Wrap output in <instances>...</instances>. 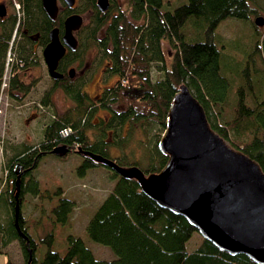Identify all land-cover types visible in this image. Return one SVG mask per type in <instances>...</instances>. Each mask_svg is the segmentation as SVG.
<instances>
[{
	"label": "trees",
	"instance_id": "trees-1",
	"mask_svg": "<svg viewBox=\"0 0 264 264\" xmlns=\"http://www.w3.org/2000/svg\"><path fill=\"white\" fill-rule=\"evenodd\" d=\"M17 1L22 16L18 18L11 13L0 18V77L16 29L17 39L12 41L16 59L7 88L16 99L15 91L24 94L28 91L19 78L21 70L29 62L38 63L35 44L44 47L54 26L61 32L64 18L59 12L56 20L51 21L41 0ZM109 1L108 10L101 12L96 0H86L84 8L93 13L94 27L85 47L94 46L102 52L108 75L116 76L117 80L93 100L80 89L81 84H73L69 75L52 79L54 88L64 92L75 105L63 115L54 116L45 126L38 149L26 146L3 165L7 174L5 188L0 191V252L5 253L4 247L17 241L23 264L38 263L39 245L46 248L40 264H255L246 255H231L205 239L189 252L186 243L197 231L186 219L159 207L141 191L136 180L121 177L81 153L98 154L125 167L136 166L145 174L158 172L167 162V156L158 149L159 140L152 145L145 167L141 165L143 158L131 162L111 156L110 148L127 145L128 140L123 137L114 139L123 125L129 126L130 133L140 122L145 125L155 122L164 130L172 98L185 84L202 105L214 132L257 162L264 172V67H257L262 46L260 27L251 20V15L258 17L251 8L253 0H122L126 8ZM8 4L14 7L13 0ZM62 4L63 15H67L69 11ZM228 18L243 20L252 29L246 37L253 46L244 50L246 58H239V68L232 72L221 65L217 42V28ZM163 40L174 51L169 67L164 66ZM82 47L80 43L77 50L68 51L58 66L81 59ZM154 62L159 63L164 76L151 81ZM99 109L107 110L110 115L94 122ZM108 132L113 134L110 140ZM58 146H65L67 153H54ZM68 153L82 158L75 169L79 177L100 166L113 172V188L94 210L85 228L89 240L111 248L115 255L112 260L95 258L83 239L70 233L65 236L66 250L61 255L52 248L57 237L53 229L35 239L32 232L40 221L32 224V232L25 224L21 206L26 193L48 199L57 197L49 213L52 223L60 226L70 223L75 201L60 188L53 193L41 191L32 175L46 156L65 159ZM17 178L18 199L15 198Z\"/></svg>",
	"mask_w": 264,
	"mask_h": 264
},
{
	"label": "rangeland",
	"instance_id": "rangeland-1",
	"mask_svg": "<svg viewBox=\"0 0 264 264\" xmlns=\"http://www.w3.org/2000/svg\"><path fill=\"white\" fill-rule=\"evenodd\" d=\"M112 1L121 5L122 8H126L122 0ZM174 1L181 2L183 0ZM8 2L9 0H3L7 8L6 16L8 17L11 13H15L18 18L21 17L22 12L18 13L16 8L10 6ZM85 3L86 0H76L74 6V12H78L83 17V25L79 29L80 31L75 33L79 44L82 43L83 47L80 49L81 59H75L70 66L75 68L71 80L73 84H81L80 89L84 90L91 99L95 100L100 97L105 88L112 86L117 78L116 76L108 75L106 71L107 64H105L106 60H104L102 52L97 47H85L86 39L92 34L94 27L92 23L93 13L84 8ZM59 5L61 8L60 16L63 18L65 15H63L64 11H62L63 4L61 1H59ZM251 6L257 13L255 16L258 15L264 19V0H253ZM254 19L255 17L251 15V20ZM249 32H252L250 24L243 20L236 21L232 18L224 20L217 28V42L219 51L221 52L220 63L227 66L228 71L232 72L236 67L238 69L239 65L237 61H240L239 58H246L244 50L248 51L253 46V44L248 42L246 37ZM259 32L262 46L260 55L262 58L260 59L257 56V67L262 68L264 67V24L260 26ZM14 38L17 39L15 28L5 55L3 71L0 77V155L2 156L0 191L5 188L7 171L3 170V165L6 160L12 158L16 152L26 146L31 147V149H38L43 142L45 126L54 119V116L63 115L75 105L73 100L64 92L54 88L53 80L49 76L46 64L43 61V47H40L38 44L34 46L38 63L31 65L29 62L19 75V78L28 86L27 93L15 91L14 94L18 96L17 99L8 93L7 88L11 77L10 71L16 59V48L14 47L15 44L13 45L12 43ZM161 47L164 54V66L169 67L174 51L166 40L161 42ZM244 47L247 48L245 49ZM158 65V62L152 63L150 72L151 81L161 79L164 76ZM114 107L119 108V106ZM109 115L110 113L107 110L99 109L93 121L97 122L99 117L107 119ZM147 124L145 125L140 122L131 133L129 132L128 125H123L119 128L114 139L118 140L120 137H123L124 140H128L126 142L127 145L124 147H111V156L126 158V160L131 162L143 158L141 165L145 167L147 156L151 153L150 150H152V145L160 139L164 132L155 122ZM90 136L94 137L92 133H90ZM108 136L109 140L112 139V132H108ZM81 160L82 158L75 153H70L65 159L48 155L32 173L33 177L38 180L41 191L48 190L50 193H53L54 190L60 188L66 197L75 201L70 225L60 226L53 225L52 223V217L49 213L57 202V197L48 199L26 193L21 206L22 215L26 221L25 224L29 226V230H31L32 224L35 221H40L37 229L33 232L31 230L36 237L35 239L42 237L50 229L55 231L57 237L52 248L61 255L66 250L65 236L70 233L81 237L91 249L95 258L112 260L115 258V255L111 248L89 240L86 236L85 228L94 210L112 190L115 183L113 172L100 166L89 169L83 177H79L75 169ZM40 214L41 216L39 217ZM202 239V236L198 232H195L186 243L187 250L189 252L194 251ZM3 250L5 253L0 252V264L24 263L17 241L11 242ZM45 250V246L39 245L36 252L37 264H40Z\"/></svg>",
	"mask_w": 264,
	"mask_h": 264
},
{
	"label": "water",
	"instance_id": "water-1",
	"mask_svg": "<svg viewBox=\"0 0 264 264\" xmlns=\"http://www.w3.org/2000/svg\"><path fill=\"white\" fill-rule=\"evenodd\" d=\"M75 1L63 0L71 9ZM41 4L47 17L55 21L58 0H41ZM96 5L104 12L110 1L96 0ZM5 15V4L0 3V17ZM254 23L262 26L263 17H256ZM82 25V15L74 12L63 20L62 36L59 27L50 30L42 57L52 79L63 77L57 71L58 63L66 48H77L75 32ZM74 72V68L69 69V77ZM166 118L158 149L167 156V162L158 172L145 174L136 166L125 167L98 154L81 153L121 177L136 180L148 198L182 216L218 249L231 255L244 254L255 264H264V172L259 164L214 132L202 105L185 84L172 98ZM53 152L64 154L67 148L58 146ZM18 190L19 178L16 199Z\"/></svg>",
	"mask_w": 264,
	"mask_h": 264
},
{
	"label": "flooded vegetation",
	"instance_id": "flooded-vegetation-1",
	"mask_svg": "<svg viewBox=\"0 0 264 264\" xmlns=\"http://www.w3.org/2000/svg\"><path fill=\"white\" fill-rule=\"evenodd\" d=\"M59 1H61L62 3H64L63 2V0H58V4H59ZM0 3H3V0H0ZM75 3H76V1H75ZM64 5H65V3H64ZM66 6V5H65ZM66 8L68 9V14L66 15L65 14V16H64V18L65 17H67L68 15H70L71 13H74V8H68L67 6H66ZM60 5H59V12H60ZM63 9V8H62ZM7 15V14H6ZM6 16H4V17H0V18H2V19H4ZM64 18H63V20H64ZM63 26V25H62ZM78 32V31H77ZM62 34H63V27H62V31L60 32V36H62ZM77 38V37H76ZM78 40V39H77ZM78 44H79V42H78ZM77 48H78V46H77ZM77 48L76 49H74V50H70L69 48H66V53L68 52V51H75V50H77ZM65 53V54H66ZM76 59H78V58H76ZM72 65V63L71 64H65V63H61V65L60 66H58L57 67V71L59 72V73H61V74H63V77L62 78H64L65 76H67L68 77V72H69V69H71L72 67H70ZM75 69V68H74Z\"/></svg>",
	"mask_w": 264,
	"mask_h": 264
},
{
	"label": "built area",
	"instance_id": "built-area-1",
	"mask_svg": "<svg viewBox=\"0 0 264 264\" xmlns=\"http://www.w3.org/2000/svg\"><path fill=\"white\" fill-rule=\"evenodd\" d=\"M15 5H16V8L18 10L19 9V4L18 3H15Z\"/></svg>",
	"mask_w": 264,
	"mask_h": 264
},
{
	"label": "crops",
	"instance_id": "crops-1",
	"mask_svg": "<svg viewBox=\"0 0 264 264\" xmlns=\"http://www.w3.org/2000/svg\"><path fill=\"white\" fill-rule=\"evenodd\" d=\"M1 160H2V156L0 155V168H1V164H2Z\"/></svg>",
	"mask_w": 264,
	"mask_h": 264
}]
</instances>
